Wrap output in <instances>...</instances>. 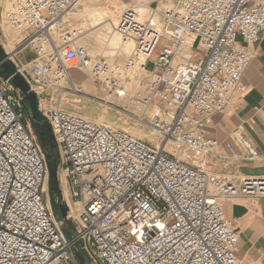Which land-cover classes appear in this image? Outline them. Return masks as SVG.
<instances>
[{
	"label": "built area",
	"instance_id": "2783aa9c",
	"mask_svg": "<svg viewBox=\"0 0 264 264\" xmlns=\"http://www.w3.org/2000/svg\"><path fill=\"white\" fill-rule=\"evenodd\" d=\"M85 1L9 0L11 10L4 11L19 40L2 41L6 50L13 46L8 58L42 97L60 154L63 201L78 236L67 243L53 218L46 164L24 97L0 78V264H80L76 241L93 264H241L238 231L222 203L264 199V177L236 184L203 161L192 163L219 156V142L206 136L210 119L227 109L233 94L248 93L243 78L264 33V1L176 0L162 14L149 9L147 19L125 8L114 31L134 47L116 63L92 57L82 45L88 31L74 17ZM26 49L33 60L24 59ZM72 72L99 82L111 97L128 98L139 121L182 159L66 111L61 102L76 87ZM237 146L245 160L259 159L240 132L226 145L230 156Z\"/></svg>",
	"mask_w": 264,
	"mask_h": 264
},
{
	"label": "crops",
	"instance_id": "0c3cea01",
	"mask_svg": "<svg viewBox=\"0 0 264 264\" xmlns=\"http://www.w3.org/2000/svg\"><path fill=\"white\" fill-rule=\"evenodd\" d=\"M175 2L176 0H86L82 7L83 10L80 9L76 19L80 14L85 17L96 13V9L101 6L110 10L112 15L108 11L106 20L114 23L116 19L118 21L125 8L139 11L144 9L146 12L149 9H154L162 14L171 9ZM97 27H99L98 30L89 34L92 39L98 32H103L102 25ZM28 50L30 49L24 50L22 54L24 55ZM253 51L254 57L243 78L248 93L245 96L233 94L227 109L214 114L206 128V136L219 142L217 151L219 156L204 159L197 157L198 161L192 163V165H197L203 161L206 170L225 176L236 184H239L244 178L264 177V33L253 46ZM79 74L75 72L71 75L77 88L80 87L77 81L82 83L89 81L87 78L83 80ZM85 85L90 87L87 83ZM114 100L129 101L128 98H115ZM62 106L64 107V104ZM65 110L71 112L68 109ZM235 132H240L250 139L259 152V159L245 160V151L239 146L236 148V156H230L226 145L233 141ZM222 204L226 217L234 221L238 231L237 258L240 263L264 264V199L236 198L225 200Z\"/></svg>",
	"mask_w": 264,
	"mask_h": 264
},
{
	"label": "rangeland",
	"instance_id": "374dc122",
	"mask_svg": "<svg viewBox=\"0 0 264 264\" xmlns=\"http://www.w3.org/2000/svg\"><path fill=\"white\" fill-rule=\"evenodd\" d=\"M100 4V3H99ZM11 10V4L9 0H0V42L2 43L3 37H6L9 41L17 42L19 38L11 31L4 23L3 17L5 16L4 11ZM97 13L101 16H96L94 20H97L95 23H101L104 20V14H111L110 10L105 7L99 6L96 9ZM78 13V12H77ZM144 13V12H143ZM78 26L84 28L87 32L86 37L82 41V45L86 47L92 57L103 56L107 57L112 63L123 61L125 58V53L120 59H117L114 55L118 50L122 48V45L118 44L115 50H105L106 43L105 41L109 39L104 31L98 32L92 39L89 34L98 30L99 27H95L93 19H89L88 16L82 17L79 16L78 19L74 18ZM117 21V19L115 20ZM13 49V46L7 49V52ZM117 49V50H116ZM120 52V51H119ZM26 61H31L34 59L35 54L30 49L26 51L23 55ZM153 64L149 63L148 69H152ZM75 73V72H74ZM83 80L85 77L81 73L79 74ZM88 79V78H87ZM80 87H74L72 91H66L65 96H63L62 105L64 104L65 109H68L72 113L78 114L84 118H87L96 123H105L112 125L122 131H125L132 137L141 139L142 141L149 143L151 145H157V140L162 141L150 128L147 121H139L140 112L135 109L129 101L126 100H114L113 103L109 102L110 95L104 91L103 87L100 86V83L97 81H84L83 83L77 81ZM89 84L90 87H86L85 84ZM96 86V87H94ZM134 90V89H133ZM55 105L59 99L56 96L54 97ZM56 101V102H55ZM29 123V122H28ZM166 150L173 155L182 156L181 151H174L170 147H166Z\"/></svg>",
	"mask_w": 264,
	"mask_h": 264
},
{
	"label": "water",
	"instance_id": "95a60500",
	"mask_svg": "<svg viewBox=\"0 0 264 264\" xmlns=\"http://www.w3.org/2000/svg\"><path fill=\"white\" fill-rule=\"evenodd\" d=\"M0 78L3 82L9 83L15 91L20 92L24 97L23 103L28 122L46 164L49 206L65 241L69 243L77 238L78 231L69 218L68 210L63 201L62 186L58 179V169L61 163L59 162L57 166H54L46 151L47 143L55 146L56 144L50 124L47 118L42 114L40 108L42 97L31 88L27 79L17 70L15 63L8 58L3 41L2 43L0 42ZM40 123L42 124L40 125ZM44 134L47 135V143H45L43 139ZM57 153L60 156L58 148ZM74 254L80 264H93L87 253L83 250L81 241L75 242Z\"/></svg>",
	"mask_w": 264,
	"mask_h": 264
},
{
	"label": "bare ground",
	"instance_id": "6f19581e",
	"mask_svg": "<svg viewBox=\"0 0 264 264\" xmlns=\"http://www.w3.org/2000/svg\"><path fill=\"white\" fill-rule=\"evenodd\" d=\"M84 4V3H83ZM83 4L81 5L80 9L83 7ZM80 9L78 10V13L80 11ZM83 10V8H82ZM144 11V9L141 10V12ZM78 13L75 15L74 18H76V16L78 15ZM143 13V12H142ZM101 14V13H100ZM100 14H98L97 12L96 13H92V14H89V18L90 19H93L96 17V16H101ZM79 16H81V18L83 17L82 14H80ZM144 16L145 18L147 19L148 16H147V12L144 11ZM104 20L101 22V23H95L97 20H94V23H95V27L97 26H101L102 25V31H104L107 35H109V39L105 41V43L107 44L106 45V48L105 50H115V48L118 46L119 42L120 44L122 45V48L120 50H118V53L120 51V53H125V54H128L130 53V51L133 49L134 45L132 42H123L121 40V38L119 37V35H117L114 31V25H116V21L113 23L112 21L110 20H106V14H104ZM112 20V19H111ZM119 44V45H120ZM117 50V49H116ZM10 52V51H9ZM124 55V54H123ZM125 56V55H124ZM74 73V72H72ZM72 73H70L72 75ZM66 94H64L65 96ZM113 98L114 97H111L109 98V102L110 103H113ZM161 140L162 138L159 137ZM156 144L159 146V148H163V147H167L163 141H158L156 142ZM155 146V145H153ZM179 151V150H178ZM179 158L182 159V156H178ZM45 198L46 200L48 201V196H47V180H46V185H45ZM64 196L65 198L67 199V193H64ZM61 232V231H60ZM62 234V233H61Z\"/></svg>",
	"mask_w": 264,
	"mask_h": 264
},
{
	"label": "trees",
	"instance_id": "16d2710c",
	"mask_svg": "<svg viewBox=\"0 0 264 264\" xmlns=\"http://www.w3.org/2000/svg\"><path fill=\"white\" fill-rule=\"evenodd\" d=\"M52 148L50 151H48V156L50 157V161L54 166H57L58 163L60 162V156L57 153V148L55 145H52Z\"/></svg>",
	"mask_w": 264,
	"mask_h": 264
},
{
	"label": "flooded vegetation",
	"instance_id": "af4514ba",
	"mask_svg": "<svg viewBox=\"0 0 264 264\" xmlns=\"http://www.w3.org/2000/svg\"><path fill=\"white\" fill-rule=\"evenodd\" d=\"M27 120H28V118H27ZM42 123H40V125H41ZM41 130V129H40ZM43 139H44V141H45V143H47V135L46 134H44L43 135ZM52 149V145L51 144H46V151L48 152V151H50Z\"/></svg>",
	"mask_w": 264,
	"mask_h": 264
}]
</instances>
